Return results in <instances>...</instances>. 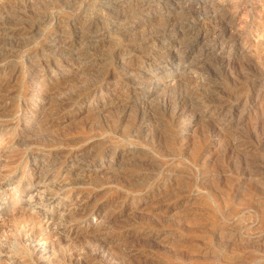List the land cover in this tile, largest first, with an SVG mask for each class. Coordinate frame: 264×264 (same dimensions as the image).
<instances>
[{
	"label": "rangeland",
	"instance_id": "374dc122",
	"mask_svg": "<svg viewBox=\"0 0 264 264\" xmlns=\"http://www.w3.org/2000/svg\"><path fill=\"white\" fill-rule=\"evenodd\" d=\"M0 15V264H264V0Z\"/></svg>",
	"mask_w": 264,
	"mask_h": 264
},
{
	"label": "bare ground",
	"instance_id": "6f19581e",
	"mask_svg": "<svg viewBox=\"0 0 264 264\" xmlns=\"http://www.w3.org/2000/svg\"><path fill=\"white\" fill-rule=\"evenodd\" d=\"M249 10V9H248ZM261 10V9H260ZM241 14V13H240ZM260 14V13H259ZM1 16V15H0ZM244 17V16H243ZM241 19H244V18H242L241 17ZM130 20V19H129ZM256 21V20H255ZM261 28V27H260ZM262 29V28H261ZM254 30H252L251 32H253ZM256 31V30H255ZM262 31V30H261ZM62 32V31H61ZM260 32V31H259ZM11 33V32H10ZM257 33H258V31H257ZM57 34V33H56ZM254 34H255V32H254ZM62 35V34H61ZM255 35H257V34H255ZM254 35V36H255ZM60 37V36H59ZM251 37V36H250ZM259 37H260V39L262 40V42H264V33H260L259 34ZM251 39V38H250ZM254 41V40H253ZM57 45V44H56ZM54 46V45H53ZM52 46V47H53ZM78 46V45H77ZM55 48V47H54ZM45 49V48H44ZM47 49V48H46ZM41 50V49H40ZM50 50H51V48H50ZM56 50V49H55ZM69 50V49H68ZM130 50V49H129ZM157 50V49H156ZM52 51H53V48H52ZM56 51H58V50H56ZM55 51V52H56ZM66 51V50H65ZM125 51H127V50H125ZM158 51V50H157ZM163 50H161V52H162ZM250 51V50H249ZM41 52V51H40ZM59 52V51H58ZM83 52V51H82ZM137 52V51H136ZM158 52H160V51H158ZM61 54V53H60ZM80 54V53H79ZM83 54H85V53H83ZM117 54V53H116ZM59 55V54H58ZM86 55V54H85ZM70 57V56H69ZM86 57V56H85ZM124 57V56H123ZM134 57V56H133ZM146 58H148V57H146ZM145 59V58H144ZM153 59V58H152ZM82 60H83V58H82ZM130 60H131V57H130ZM137 60V59H136ZM66 61V60H65ZM80 61V60H79ZM85 61V60H84ZM113 61V60H112ZM35 62V61H34ZM138 62V61H137ZM146 62V61H145ZM69 63V62H68ZM45 64V63H44ZM125 64V63H124ZM145 64V63H144ZM157 64V63H156ZM34 65V64H33ZM47 65V64H46ZM159 65V64H158ZM153 66V65H152ZM45 67V66H44ZM122 67V70L124 71V72H126L127 73V71H129L130 70V67L129 66H127V65H122L121 66ZM137 68V67H136ZM133 69H134V67H133ZM132 69V70H133ZM60 70V69H59ZM62 70V69H61ZM41 71V70H40ZM44 72V71H43ZM118 72H120V71H118ZM42 73V72H41ZM108 73V72H107ZM113 73V72H112ZM33 74H36V76H35V79L33 80L35 83H36V81H41L42 82V80H40V78H39V76L41 75L40 73H34L33 72ZM43 74V73H42ZM46 76H47V74H46ZM113 76V75H112ZM118 79V78H117ZM127 79V78H126ZM130 79V78H129ZM141 80V79H140ZM147 80V79H146ZM6 81V80H5ZM131 81V80H130ZM132 81H134V80H132ZM138 81H139V79H138ZM138 81H134L133 83H135V82H138ZM142 81V80H141ZM66 82V81H65ZM147 82V81H146ZM178 82V81H177ZM145 83V82H144ZM184 83V82H183ZM140 84V83H139ZM147 84H148V82H147ZM184 84H186V83H184ZM126 85V84H125ZM176 85V84H175ZM0 86H1V84H0ZM62 86V85H61ZM185 86V85H184ZM186 86H188V85H186ZM173 88H175V87H173ZM56 89V88H55ZM128 89V88H127ZM130 90V89H129ZM51 91V90H50ZM131 92V91H130ZM52 93V92H51ZM134 93V92H133ZM32 94V93H31ZM38 94V93H37ZM50 94V93H49ZM34 95V94H33ZM41 95V94H40ZM39 95V97H41ZM46 95V94H45ZM51 95V94H50ZM76 95V94H75ZM124 95V94H123ZM132 95V94H131ZM43 96V95H42ZM74 96V95H73ZM105 96V95H104ZM48 97H49V95H48ZM125 97V96H124ZM61 99V98H60ZM64 99V98H63ZM42 100V99H41ZM110 101V100H109ZM189 102V101H188ZM60 103V102H59ZM109 103V102H108ZM119 103V102H118ZM121 104H122V101L120 102ZM180 104V103H179ZM63 105V104H62ZM127 105V104H126ZM183 105V104H182ZM60 106V105H59ZM187 106V105H186ZM50 107H52V106H50ZM125 107V106H124ZM173 107V106H172ZM187 107H189V106H187ZM44 108V107H43ZM64 108V107H63ZM171 108V107H170ZM169 108V109H170ZM54 109V108H53ZM177 111H179L180 112V107H178L177 106ZM185 109V108H184ZM168 110V109H167ZM152 111V110H151ZM170 111V110H169ZM171 111H172V108H171ZM194 111V110H193ZM54 112V111H53ZM173 112V111H172ZM218 112V111H217ZM191 113V112H190ZM221 113H223V112H221ZM226 113V112H225ZM35 114V113H34ZM170 114V113H169ZM168 114V115H169ZM177 114V113H176ZM184 114H186V113H184ZM188 114V113H187ZM192 114V113H191ZM217 114V113H216ZM143 115V114H142ZM147 115V114H146ZM152 115V114H151ZM223 115H225V114H223ZM219 116V115H218ZM30 117H32V116H26V118H30ZM46 117V116H45ZM147 117H148V115H147ZM150 117V116H149ZM170 117V116H169ZM182 117V116H181ZM180 117V118H181ZM183 117H184V115H183ZM177 118V117H176ZM32 119V118H31ZM31 119H29V120H31ZM36 119V118H35ZM174 119V118H173ZM38 120V119H37ZM44 120V119H43ZM178 120V119H177ZM33 121V120H32ZM39 121V120H38ZM41 121V120H40ZM180 121V120H179ZM71 122V121H70ZM215 122V121H214ZM214 122H212V123H214ZM36 123V122H35ZM47 123V122H46ZM52 123V122H51ZM176 125V124H175ZM211 125V124H210ZM215 126V125H214ZM156 127V126H155ZM208 127V126H207ZM211 129H212V127H210ZM146 130V129H145ZM206 130H208V129H206ZM210 130V129H209ZM208 130V131H209ZM220 130V129H219ZM218 130V131H219ZM44 132V131H43ZM143 132H145V131H143ZM148 132V131H147ZM163 132V131H162ZM158 133V132H157ZM220 133V132H219ZM142 134V133H141ZM144 134V133H143ZM156 134V133H155ZM218 134V133H217ZM216 134V135H217ZM148 135V134H147ZM183 135V134H182ZM211 135V134H210ZM222 135V134H221ZM142 136V135H141ZM209 136V135H208ZM145 137V136H144ZM180 137V136H179ZM151 138V137H150ZM204 139V138H203ZM157 140V139H156ZM155 140V141H156ZM207 140H211L210 139V137L207 139ZM215 141V140H214ZM218 141V140H217ZM186 150V149H185ZM205 152V151H204ZM85 153V152H84ZM207 154V153H206ZM82 157V156H81ZM88 157V156H87ZM120 158V157H119ZM90 159V158H89ZM121 159V158H120ZM88 160V159H87ZM86 160V161H87ZM109 161V160H108ZM119 163V162H118ZM72 164V163H71ZM121 164H123V163H121ZM100 165V164H99ZM69 166V165H68ZM37 169V168H36ZM104 171V170H103ZM102 171V172H103ZM108 171V170H107ZM100 175V174H99ZM94 177H96V176H94ZM123 197V196H122ZM72 213V212H71ZM150 215V214H149ZM158 216V215H157ZM162 216V215H161ZM150 217V216H149ZM152 217V216H151ZM154 218V217H153ZM76 219V218H75ZM156 220V219H155ZM26 221L28 222V223H30V224H33L34 223V221H35V219H34V216H31V214L30 215H28L27 217H26ZM158 221V220H157ZM148 222V221H147ZM152 223H153V221H151ZM150 222V223H151ZM157 223V222H156ZM159 223V222H158ZM144 227V226H143ZM151 229V228H150ZM175 230V229H174ZM147 233V232H146ZM149 233V232H148ZM120 234V233H119ZM130 234V233H129ZM125 236V235H124ZM78 237V236H77ZM100 237V236H99ZM99 237H96L95 238V240L97 241V238H99ZM108 237V236H107ZM144 237V236H143ZM16 237L12 234L10 237H8V239L7 240H5V242H6V244H8V245H10L12 248H15V239ZM101 238V237H100ZM99 238V239H100ZM125 238V237H124ZM114 239V238H113ZM120 241V240H119ZM149 242V241H148ZM66 243V242H65ZM107 242H106V240H102L101 241V243L98 245V246H96L97 248V251H101V253L104 251H106L107 252V254H109V255H113V250L112 249H110V248H108L107 247V244H106ZM95 245V244H94ZM117 245H118V243H117ZM112 246V245H111ZM167 246V245H166ZM91 247V246H90ZM93 248H94V246H93ZM117 248H120V247H117ZM92 249V248H91ZM121 249V248H120ZM171 249V248H170ZM88 250V249H87ZM94 251H95V248L93 249ZM69 251V250H68ZM90 251V250H89ZM91 252H93V251H90V254H92ZM103 252V253H104ZM53 253V252H52ZM84 253V252H83ZM79 254V253H78ZM95 254V253H94ZM94 254H93V256H94ZM97 254V253H96ZM95 254V255H96ZM105 254V253H104ZM121 254H123L122 252H121ZM51 255V254H50ZM103 255V254H102ZM44 256V255H43ZM91 256V255H90ZM96 256H98V255H96ZM96 256H95V258H96ZM100 256H101V254H100ZM106 256V255H105ZM124 257V256H123ZM87 258H89V257H87ZM107 259H108V257H106ZM109 258H110V256H109ZM112 258V257H111ZM114 258H117V257H115L114 256ZM113 258V259H114ZM118 258H119V256H118ZM53 259V258H52ZM54 260V259H53ZM72 260V259H71ZM88 260V259H87ZM93 260V259H92ZM60 261V260H59ZM78 261H79V259H78ZM81 261V260H80ZM102 261H104V260H102ZM106 261V260H105ZM97 262H99V261H97ZM108 262H109V260H108ZM82 263V262H81ZM83 263H85V260H84V262ZM90 263V262H89ZM110 263V262H109ZM113 263H115L114 261H113ZM111 264V263H110Z\"/></svg>",
	"mask_w": 264,
	"mask_h": 264
}]
</instances>
